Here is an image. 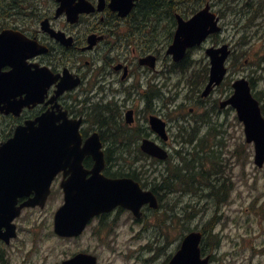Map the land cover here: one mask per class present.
Masks as SVG:
<instances>
[{
	"label": "flooded vegetation",
	"instance_id": "flooded-vegetation-1",
	"mask_svg": "<svg viewBox=\"0 0 264 264\" xmlns=\"http://www.w3.org/2000/svg\"><path fill=\"white\" fill-rule=\"evenodd\" d=\"M223 1L0 0V35L5 47L0 66V148L20 126L50 115L56 126L78 125L82 145L98 136L106 177H126L122 173L129 174L133 160L144 161L149 173L154 172L160 193L156 192L159 210L145 206L140 219L123 206L100 210L87 201L71 203L67 188H60L71 177L68 167L55 178L43 203L39 200L33 205L39 195L36 190L44 188L18 198L17 217L0 227V264H132V232L135 239L142 241L145 236L146 240L147 220L152 215L156 220L166 219L169 199L177 193L160 188L169 161L146 153L143 144L157 145L173 159L185 150L189 153L204 138L217 141L224 116L236 114L231 106L221 107L233 95V82L246 77L252 84L253 77L264 75V60L259 56L254 61L237 56L239 43L225 36L230 28L223 21L224 11L217 13L219 34L188 48L181 58L179 50L170 53L181 20H190L209 4L223 6ZM240 27L234 24L231 31ZM224 45L231 46L227 76L204 96L212 68L208 50ZM20 56L29 78L44 69L43 80L32 86L36 98L28 97L26 78L21 86L10 74L15 71L16 75ZM153 121L166 124L167 139L154 129ZM95 164L92 154L85 156L86 179ZM221 189L224 203L236 190ZM209 199H213L211 193ZM260 210H254L260 215V234L243 240L242 245L264 256V205ZM157 240L134 252L139 262L157 261ZM203 241L202 256L213 264L212 253L220 246L218 235L207 234ZM180 248L181 243L166 264ZM148 254L151 257L146 259Z\"/></svg>",
	"mask_w": 264,
	"mask_h": 264
},
{
	"label": "water",
	"instance_id": "water-1",
	"mask_svg": "<svg viewBox=\"0 0 264 264\" xmlns=\"http://www.w3.org/2000/svg\"><path fill=\"white\" fill-rule=\"evenodd\" d=\"M132 6H129V10ZM210 7L196 15L189 22H180L175 44L170 52L181 48L200 44L209 34L219 31L215 16L209 13ZM128 10V11H129ZM1 37V36H0ZM227 47L220 50H208L211 56L212 76L211 82L204 92V96L210 93L214 83L220 84L226 74L225 60ZM0 39V66L3 63V51ZM222 54V55H221ZM18 70L14 76L22 86L26 83L30 88L28 97H37L33 85L38 86L44 78V69H38L33 77L26 75L23 56L19 57ZM5 59V56H4ZM18 60V59H17ZM16 60V62H17ZM18 63V62H17ZM17 65V64H16ZM1 76H3L1 74ZM235 93L222 107L233 106L237 110L239 121L244 125V133L247 143L255 146V164L258 167L264 165V118L261 113L259 101L253 96L249 82L245 79L234 84ZM39 90V89H37ZM22 105V104H21ZM1 109V108H0ZM8 113V112H7ZM160 122V123H159ZM56 120L50 115H43L39 119L27 122L25 126L16 129L14 137L3 143L0 148V227L7 225L18 215L20 208H16L19 197L29 195L35 188L39 195L33 205L39 200L47 199L52 181L68 167L71 169V178L62 188H67V201L71 203L90 202L100 210L113 209L123 206L130 209L140 218L144 205L157 209L159 204L152 191H144L139 182L131 178L109 179L103 175L105 168L104 153L98 136L90 138L82 146L79 135V126H56ZM164 139H167L166 124L158 121V125L152 122ZM143 150L160 159L166 160L168 152L157 145L145 142ZM93 155L95 167L90 172L92 177L86 179L87 171L82 167L86 155ZM41 203V204H42ZM201 232H192L183 241L181 250L173 258L170 264H208V259H201L200 241Z\"/></svg>",
	"mask_w": 264,
	"mask_h": 264
},
{
	"label": "rangeland",
	"instance_id": "rangeland-1",
	"mask_svg": "<svg viewBox=\"0 0 264 264\" xmlns=\"http://www.w3.org/2000/svg\"><path fill=\"white\" fill-rule=\"evenodd\" d=\"M249 4L252 7L258 8V10L260 6L263 7L262 14L259 12V17L253 22L252 26L242 29L237 34L231 33V30H233L232 25L235 24L237 19H234L231 15L230 12L232 11L228 8L229 4H226L227 10H223L224 7L220 5L215 8V12L222 13L224 11L226 13L223 21L227 23L230 30L226 32L225 36H227L230 42L234 40V38L231 39L233 35H237L236 41H240L248 33L253 36V38L251 36L247 37L246 41L250 42L245 47L237 48L238 55H242L244 52L247 53L248 58L243 57L242 60L251 59V61H254L259 56L260 61H262L264 60V53L262 52L264 41L257 39L256 35L258 33L257 25L264 24V0H253ZM230 6L231 8H236L238 16L242 17L241 24L245 26L247 17L244 14L248 12L239 13V8L235 5ZM5 7L6 3H3L1 10L5 11ZM218 9H221V12H218ZM261 33L262 31L259 34ZM247 69L250 70V67ZM231 78L232 76H230ZM253 79V91L259 99L264 113V94H262L264 93V75L261 76L260 73L259 76L253 77ZM230 82L226 83V90ZM163 104L165 105V100ZM222 120L226 121L224 127L217 128V131L221 135L220 142L224 143L225 148L219 149L217 146H214L212 150H215L220 157L219 162L224 166L225 179L233 184L232 188L236 189L234 195L231 194L227 198L230 200L224 206H221L222 208L220 206L217 207L216 204L217 208H215L212 201L207 199L209 196L208 190H203L198 194L184 193L182 195L183 188H171L169 183H163V188H171L169 189L171 192H177L176 195L173 194V198L169 199L168 207L171 214L166 219L156 220V215H152L150 220H147L149 224L146 240L145 236L141 239L142 241L135 239L134 231L132 232V264H145L143 261H138L137 254L134 252L141 245L155 243L156 239H158L156 248L159 249L156 252L158 255L157 261L154 264H166L169 256L176 251L177 245L181 243L182 233L189 229L190 231L196 229L202 231L205 228V223L214 215L215 209L217 211L221 210V220L214 223V233L222 236V242L218 251L212 253L216 257L213 264H264V257L262 255H257L250 246L242 245L243 240L260 234V215H257L254 210H260L264 205V167L259 169L255 166L254 148L252 145L246 143L243 126L236 119L235 114L228 112ZM205 131L204 129L202 134ZM211 132L216 134V130ZM195 136H198L197 132ZM213 144L214 140L210 144H205L208 145L205 149L207 148L206 150L209 151V147ZM186 147L190 149L192 145L190 144ZM244 148L246 153L243 152ZM186 151L181 152L179 156L183 157L184 154H188ZM236 152L239 154H236ZM179 156H174L170 161L167 167L168 170H172L175 165L179 164ZM164 195L171 196L166 193ZM150 257L151 255L148 254L146 259Z\"/></svg>",
	"mask_w": 264,
	"mask_h": 264
},
{
	"label": "trees",
	"instance_id": "trees-1",
	"mask_svg": "<svg viewBox=\"0 0 264 264\" xmlns=\"http://www.w3.org/2000/svg\"><path fill=\"white\" fill-rule=\"evenodd\" d=\"M244 6V11L248 12L247 14H244V16L247 17L246 23L248 26H251L256 20L258 13H254V11L252 10L253 7H250V5L244 4ZM255 11L257 10L255 9ZM210 143L211 141L207 140L206 138L201 140L199 143L197 142L198 145L195 146V148H193L192 150L193 154L182 158V166L175 165L172 170H168L166 177L163 179V183H169V186L171 188H189L194 192V194H197L198 192H201L203 190H208L213 197V199H211L213 203H215L216 200L218 203L221 202L223 200L219 197L223 191L221 188H231L232 185L224 178V166L219 162L220 157L215 150H212L214 149L212 147L217 146L219 149H222L225 148V145L223 142H219L217 144L214 143L209 147L210 150L208 151L206 150L207 148L205 149V147H207L208 145L205 144ZM243 152L246 153L245 148ZM236 154L239 153L236 152ZM122 175L129 176L137 181H140L144 187L150 185L151 190H153L155 194L158 193V184H156L155 181L150 184L147 172H143V167L135 165V162H132V167L129 174L125 175V173H122ZM216 176L223 177L218 178ZM159 194L160 193H158V195ZM214 221L215 220L205 225L203 231L206 234L213 232Z\"/></svg>",
	"mask_w": 264,
	"mask_h": 264
}]
</instances>
